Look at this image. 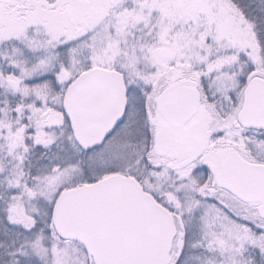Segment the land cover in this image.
Wrapping results in <instances>:
<instances>
[{"label":"snow or ice","instance_id":"obj_1","mask_svg":"<svg viewBox=\"0 0 264 264\" xmlns=\"http://www.w3.org/2000/svg\"><path fill=\"white\" fill-rule=\"evenodd\" d=\"M0 264H264V0H0Z\"/></svg>","mask_w":264,"mask_h":264}]
</instances>
